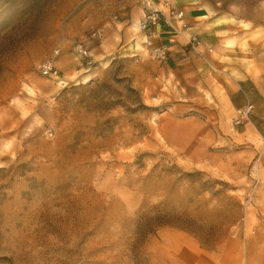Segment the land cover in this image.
I'll return each mask as SVG.
<instances>
[{"label":"rangeland","instance_id":"1","mask_svg":"<svg viewBox=\"0 0 264 264\" xmlns=\"http://www.w3.org/2000/svg\"><path fill=\"white\" fill-rule=\"evenodd\" d=\"M171 1L150 3L168 13ZM121 4L0 0V264H264V106L235 125L223 83L240 76L212 66L204 95L219 121L167 133L178 83L145 50L113 56L90 37ZM183 4L264 25V0ZM56 50L58 76L44 75Z\"/></svg>","mask_w":264,"mask_h":264},{"label":"crops","instance_id":"2","mask_svg":"<svg viewBox=\"0 0 264 264\" xmlns=\"http://www.w3.org/2000/svg\"><path fill=\"white\" fill-rule=\"evenodd\" d=\"M120 7L122 11L118 18L114 17L107 28L100 27L98 30L101 40L105 39V49L110 50L113 56L138 49L139 55H143V34L132 39L127 30V25L133 20V10L139 9V0H122ZM167 8L168 13H164V17L151 27L156 42L169 47L165 59L157 61V75L162 74L178 83L179 90H183V97L168 106L166 132L171 131V122H189L196 116L202 117L206 123L219 121L217 110L214 105L206 103L204 95V90H208L211 83L210 68L216 65L221 67L224 78L229 75L240 76L234 79L235 83H223L227 108L237 112L250 103L254 109L248 113L247 119L255 121L257 110L264 106V37H256L260 30H264V25L257 26L258 20L253 16L244 19L242 24H233L223 15L209 14L208 6L186 5L183 0H173ZM179 11L182 14L177 16ZM193 37H196L198 44L190 46ZM98 50L94 55L103 52L102 55L106 57L104 51ZM227 69L232 72H226ZM179 115L182 119H176ZM167 139L178 147H187L185 137L184 141L177 142L178 138L167 134Z\"/></svg>","mask_w":264,"mask_h":264},{"label":"built area","instance_id":"3","mask_svg":"<svg viewBox=\"0 0 264 264\" xmlns=\"http://www.w3.org/2000/svg\"><path fill=\"white\" fill-rule=\"evenodd\" d=\"M143 9H142V18L138 22V30L143 34V47L146 54L158 61L165 59L167 54L169 53V47L165 43H159L155 40L154 32L151 30L159 18L164 17V12L160 7L150 3V0H143ZM181 11L177 12L176 15L180 16ZM92 38H99L100 32L98 30L92 31L90 34ZM190 46L192 44L197 45L198 40L196 37L191 39L189 42ZM74 51L82 58H89V50L86 44L82 41H76L72 45ZM58 50L54 51L53 54L45 60L44 63L41 64V71L44 75L50 77L58 76V69L54 64V58L57 56ZM86 64H91V60L87 59ZM252 104L247 103L244 107L237 110L236 116L233 119L235 125L242 123L244 120L248 118V113L252 110Z\"/></svg>","mask_w":264,"mask_h":264}]
</instances>
